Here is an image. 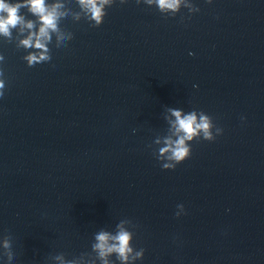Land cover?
Masks as SVG:
<instances>
[{
	"label": "clouds",
	"instance_id": "1",
	"mask_svg": "<svg viewBox=\"0 0 264 264\" xmlns=\"http://www.w3.org/2000/svg\"><path fill=\"white\" fill-rule=\"evenodd\" d=\"M109 2L110 0H80L81 5L91 12V17L97 25L102 23L104 16L103 6ZM138 2L139 0H137ZM147 2H155L162 11L171 10L172 12L178 11L181 4V0H147ZM208 2L211 3V0H208ZM25 7L32 14L39 16L41 22L38 33L30 32L28 37L21 41L25 47H35L36 49L43 50L26 57L28 64L32 66L50 60L44 42L50 39L49 30L57 31L56 21L59 13L56 9L59 5L49 11L45 7L44 0H24L23 3L15 2V0H0V34L10 36L11 29L18 26L28 29L33 28V23L31 21H25L24 17L20 14V9ZM194 10L199 11L198 8ZM2 75L3 73L0 72V76ZM3 88L4 82L0 80V97L4 96ZM170 111L175 117L173 126L176 129L178 139L175 141L167 140L165 142L167 146L160 149L161 156L168 161L161 165L165 170H174L178 164L184 162L191 156V148L186 144V141L193 140L194 137L201 133L205 140L213 141L216 135L222 133V129L216 127L211 118L203 113L200 114L199 122H197L195 112L182 115L179 110L172 109ZM214 127L216 135H213L212 132ZM177 207L183 208V205H178ZM176 215L179 216V213H176ZM118 228L119 231L116 235H111L103 231L96 235L97 243L93 247L103 260V264H108L106 257L112 253L117 254V259L121 261V264H128L130 258L134 260L143 256L144 249H140V251L135 252L133 255L134 249L130 246V241L133 238L132 233L125 230L122 225H118ZM5 247H8L7 242H5Z\"/></svg>",
	"mask_w": 264,
	"mask_h": 264
}]
</instances>
